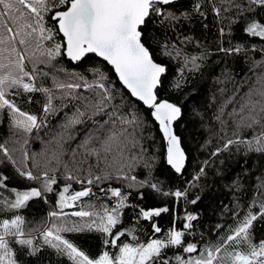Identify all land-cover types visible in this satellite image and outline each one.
Masks as SVG:
<instances>
[{"label": "trees", "instance_id": "16d2710c", "mask_svg": "<svg viewBox=\"0 0 264 264\" xmlns=\"http://www.w3.org/2000/svg\"><path fill=\"white\" fill-rule=\"evenodd\" d=\"M234 2L242 6L243 13L236 7L225 11L229 6L221 0H177L166 6L158 5L164 16L153 14L141 28L142 41L153 61L166 69L155 91L157 101H168L181 109L174 131L186 155V164L179 177L165 165L164 140L151 110L131 97L117 80L113 69L95 55L72 62L63 54L64 40L52 17L55 12L66 10L67 4L48 0L51 11L41 13L44 16L42 23L53 30V39L39 40V46L38 33L25 35L36 27L28 9L17 5L26 19L15 23L0 10V25L7 23L14 31L21 32L15 47L25 56L26 70L31 73L33 65L38 70L34 73V81L25 77V82L50 89L55 108L54 112L45 114V93H25L22 88L9 90L7 98L20 110L38 119L44 117L41 127L31 133L13 126V114L8 109L0 110V144L8 149V156L0 151V175L7 177L8 189H41L44 172L56 178L53 191L32 198L22 208L5 207L0 211V221L22 217L26 235L21 239L33 241L32 248H29L11 242L12 237L7 238L18 264H73L66 254L45 244L42 233L57 225L58 220L68 228L82 227L94 219L98 222L97 217L81 218L71 213L84 210L103 214L101 205L111 211L120 198L112 196L109 189L119 190L126 197L124 206L116 213L120 217L119 223L112 228L111 234L87 227L61 233L93 261L105 252L110 257L118 255L119 247L124 244L137 247L154 239L165 240L169 231L177 230L184 233L182 246L162 249L161 255L155 258L159 264L164 260L177 264V256L184 260L183 247L188 244H194L196 251L185 260L200 257L205 249L219 245L221 251L215 253L218 259L215 261L228 264L227 253L249 251L248 245L242 241L237 244L235 240L226 239L229 235L235 236L234 230L244 221L249 208L257 216L248 229L251 241L255 245L264 241V215L260 214V204L264 203V152L249 151L246 143L241 142L253 140L261 132V124H253L250 115L259 113L257 118L264 124V113H260L261 104H264V97L260 95L264 91V79H261L264 76V40L244 30L253 21L264 25V6L253 5L252 10L247 11V0ZM53 4L56 6L52 7ZM197 4L200 5L198 10ZM214 5L219 13L214 10ZM168 14L176 18L166 19ZM26 23L32 28L23 27ZM0 31H3L2 27ZM21 38L26 40L24 45L19 43ZM54 43L61 44L62 55L50 63H39L47 60V56L41 53ZM237 47L239 52L235 51ZM221 48L233 51L224 52ZM193 57L196 58L194 63ZM16 59L10 47L0 52V62L4 64ZM96 69L103 73V83L111 93V99L104 101L103 112L96 111L101 89H73V95L80 97L73 99L65 95L70 90L55 87L54 76L65 84L83 85L85 80L91 84L99 80ZM77 109L83 113L79 122L65 128L69 118L77 114ZM114 110L128 120L136 116L137 123L123 124L118 119L115 126L104 123L109 119L106 113ZM113 134L116 139L112 150L105 152L102 141ZM229 140L234 143L225 148ZM85 141L88 142L86 148L81 147ZM92 148L99 150L98 155L89 154ZM17 168L31 171L41 179L21 177ZM68 175L74 179H67ZM96 176L101 179L96 180ZM89 178L93 179L92 184H88ZM65 187L72 194L85 188L91 192L73 202L74 207L60 210L57 202ZM176 191L184 195L177 198L172 195ZM5 195L9 199L15 198L7 189L0 190V196ZM163 208L168 211L159 216L144 219L141 215L142 210ZM51 212L59 215L52 217ZM189 214L196 219L188 221ZM186 223L191 227L184 228ZM153 225L161 231L155 232ZM116 237V246L106 243Z\"/></svg>", "mask_w": 264, "mask_h": 264}, {"label": "snow or ice", "instance_id": "6c2138e0", "mask_svg": "<svg viewBox=\"0 0 264 264\" xmlns=\"http://www.w3.org/2000/svg\"><path fill=\"white\" fill-rule=\"evenodd\" d=\"M174 0H59L60 5L67 4L66 10L55 12L52 19L58 22L59 32L63 34L66 40V54L67 57L73 61H80L89 53H94L95 56L100 57L107 64L111 65L115 69L116 74L119 77L120 82L123 86L128 89L133 97L141 101L149 109H152L151 115L159 123L160 131L167 142V162L177 173H180L184 167L185 153L180 147V141L176 135L173 134L172 124L181 114V109L176 105L169 103L168 101H157V94L155 89L158 84L161 83V76L165 73L166 69L164 66L157 64L153 61L148 47L142 41L143 32L141 31V26L146 24V19L150 18L153 14L156 16H164V11L158 5H169L172 4ZM221 3L227 4L229 7L224 10L227 11L231 7H236L243 13L244 9L240 4L234 2V0H221ZM248 8L247 11L252 10V6H264V0H247ZM17 5L28 9L32 14V19L36 21V27L32 28L30 23H26L23 27L32 28V32L25 33L27 36H32L33 33L39 34V39L37 41L39 46V40H49L53 39V30L46 28L42 21L44 16L41 13H46L51 11L49 7L48 0H0V10L3 16L9 17L13 23L18 20L26 19L25 13ZM56 5L53 4L52 7ZM197 10L200 5L195 6ZM214 10L219 13V9H216L214 5ZM166 19H175L176 17L172 14H168ZM3 31H0V52L9 50L15 53L17 59L9 64H4L0 62V110L8 109L12 115V124L15 128L21 129L26 133H31L34 129H39L43 123L44 117L38 119L37 116L25 113L20 110L12 101L7 98L8 92L12 88H22L25 93L31 92H42L47 95V103L44 105L45 114L50 111H55L52 104V96L50 94V89L44 87H37L33 83H26L24 78L27 77L29 81H34L37 73V68L33 65L32 72L26 70L25 68V56L17 51L15 47L16 38L20 37V31H14L12 26L7 23L0 25ZM247 34L255 37H260L264 40V25L250 22L244 29ZM9 33L11 35H5ZM20 45H24L26 40L21 38L19 40ZM221 51L231 52L233 49L221 48ZM235 51L239 52L240 48L237 47ZM41 55H46L47 60L38 61L39 63H50L55 60L56 57L61 56V44L54 43L50 47H46ZM179 55V52H177ZM195 57H193V63L195 62ZM8 69V71H4ZM58 71H63V69H58ZM99 75V80L89 83L84 81L81 84L72 83H62L53 77L55 87L57 89H68L66 96L73 99H78L80 97L73 95L71 90L84 87L85 89L99 88L102 90L100 99L96 105V111L103 112L106 105L105 100L111 99V93L103 83L105 79L102 72L99 69L95 70ZM45 76L48 73H44ZM264 79V76L261 77ZM178 86V85H177ZM260 95L264 97V91L260 92ZM242 106V111L243 107ZM252 110H255V105L252 106ZM260 113H264V104H261ZM109 119L104 123H112L115 126V120L118 119L123 124H136L138 118L133 116L131 120L120 116L115 110L111 113H106ZM83 113L77 109V114L70 117L68 123L64 125L67 128L69 125L78 123L79 116ZM257 116H249L253 124H261V132L259 135L254 137L250 141H241L246 143L249 151L264 152V124L261 123V119ZM22 118V119H21ZM115 118V119H113ZM251 126V125H249ZM126 131L123 130L121 135ZM115 134L108 136L104 141H102V148L105 152H110L112 150V144L115 141ZM87 141L84 142L81 147L87 146ZM133 143H135L133 141ZM234 141L229 140L224 147L227 148ZM0 151L8 156V149L4 145L0 144ZM98 149L92 148L89 154H97ZM215 154V153H214ZM75 155V153H74ZM10 158V157H9ZM27 159V155H25ZM16 171L21 177H26L28 180H40V176H34L31 171L24 172L17 168ZM203 172V169H201ZM67 179H74L73 176L68 175ZM107 178V177H105ZM96 180H100V176L95 177ZM6 176L0 175V190L7 189L9 192L14 194V199H9L8 196H0V211L4 208L19 209L26 205V203L32 198H40L43 196L44 192L53 191L52 185L56 183V178L54 176L49 177L47 172L43 173V184L41 189L31 188L27 191H18L15 188L8 189L5 181ZM79 182V181H78ZM88 184L93 183V179H88ZM156 188V185H152ZM111 195L114 197H119V203L109 211L106 207L101 205L103 208V214L100 212H89V211H77L71 213L73 216L77 217H97L92 220L91 223H87L82 227L68 228L64 225H53L52 228L46 229L42 235L44 238V243L48 244L50 247L57 249L58 252L66 254L73 264H159L155 259L161 255L162 249L168 246H182V236L184 233L182 231L171 230L167 233L165 240L154 239L151 242L145 244H140L137 247L124 244L119 247V254L114 257H110L107 252H105L98 260L93 261L89 259L85 253L79 251L76 246L69 240L61 236L62 232L71 231H81L83 227H87L89 230L95 228L96 231L111 234V230L115 227L120 220L119 215L116 213L120 208L124 206V200L119 190L109 189ZM68 192V187H65L63 191L59 193V200L57 202L58 207L63 209L69 207L72 202L79 200L81 197H86L90 195L91 189L85 188L82 191L75 192L71 196H66ZM168 195V193H165ZM177 198L184 195L181 191H176L172 193ZM196 201H192L195 203ZM261 215H264V203L260 204ZM167 208L146 211L142 210L141 215L144 219H149L152 216H159L161 212H167ZM52 217H57L59 213L51 212L49 214ZM257 216L252 213L251 208H249L248 215L245 217L241 225L235 229V236L229 235L226 239L227 241L235 240L237 244L241 241L248 245L249 251L246 253L242 252H229L227 256L229 258L228 264H264V241H261L259 245H255L251 241L250 234L248 232L249 227L253 220ZM188 221H193L196 219L193 215H188L186 217ZM24 220L20 216H16L15 219L8 220L3 219L0 221V264H18L17 260L14 259L13 249L9 246L10 241L8 237L14 238L11 242L28 246L32 248L33 241L30 238L21 239L26 235L23 229ZM191 227L190 223H186L184 228L188 229ZM155 232H160V228L153 225ZM121 235L123 233H120ZM27 235L30 236V233ZM240 238V239H237ZM118 237L112 239L111 241H106V243H111L116 246ZM34 251H38L35 249ZM183 251L186 253H193L196 251V246L194 244H188L183 247ZM221 247L219 245L214 248L205 249L199 258H194L192 260H182L179 256L176 257L177 264H213L217 259L215 253H219ZM206 253V255H205ZM163 264H169L167 260L163 261Z\"/></svg>", "mask_w": 264, "mask_h": 264}, {"label": "water", "instance_id": "95a60500", "mask_svg": "<svg viewBox=\"0 0 264 264\" xmlns=\"http://www.w3.org/2000/svg\"><path fill=\"white\" fill-rule=\"evenodd\" d=\"M177 0H174V2H176ZM161 6H166V5H161ZM53 21H56V20H53ZM57 22V21H56ZM57 27H58V22H57ZM143 26H141V28H142ZM58 30H59V27H58ZM60 33V32H59ZM60 35L63 37V34L62 33H60ZM63 40H64V53H66V40H65V38L63 37ZM65 56H66V58L68 59V60H70L68 57H67V55L66 54H64ZM87 55H95L94 53H89V54H87ZM86 55V56H87ZM95 57H97V56H95ZM98 59H100V60H102L103 61V59L102 58H100V57H97ZM83 59V58H82ZM81 59V60H82ZM80 60V61H81ZM71 61V60H70ZM73 62V61H72ZM76 62H78V61H76ZM104 62H106V61H104ZM107 63V62H106ZM109 65V64H108ZM111 68H112V66L111 65H109ZM113 69V72H114V74L116 75V77H117V80L119 81V83L121 84V86L131 95V93L128 91V89H126L124 86H123V84L120 82V80H119V77H118V75L116 74V72H115V69L114 68H112ZM164 75V73L162 74V76ZM161 76V77H162ZM159 85L160 84H158L157 85V87H156V89L159 87ZM156 89L154 90V91H156ZM131 97L134 99V100H136V101H138V102H140L142 105H144L141 101H139V100H137L135 97H133L132 95H131ZM144 107L145 108H147V109H149L147 106H145L144 105ZM149 110H151V112H152V109H149ZM181 115V114H180ZM153 118V120L155 121V123L157 124V126H158V128H159V131H160V126H159V123L154 119V117H152ZM180 118V116L175 120V121H173V124H172V131H173V134L175 135V131H174V124H175V122L178 120ZM160 133H161V131H160ZM161 135H162V138H163V140H164V145H165V154H164V162H165V165L176 175V176H181V174H182V171H183V169H184V167H185V164H186V155H185V161H184V167L182 168V170H181V172L180 173H177L176 171H175V169H173L172 167H171V165H169L168 164V162H167V142H166V140L164 139V136H163V134L161 133ZM179 139V138H178ZM180 141V140H179ZM180 147H181V144H180ZM181 149H182V147H181ZM182 151H183V149H182ZM184 152V151H183ZM82 198V197H81ZM194 253V252H193ZM189 254H191V253H186V252H184V256H183V258H187L188 257V255Z\"/></svg>", "mask_w": 264, "mask_h": 264}, {"label": "rangeland", "instance_id": "374dc122", "mask_svg": "<svg viewBox=\"0 0 264 264\" xmlns=\"http://www.w3.org/2000/svg\"><path fill=\"white\" fill-rule=\"evenodd\" d=\"M74 194V193H73ZM72 193H70L69 192V189H68V192L65 194L66 196H71V195H73ZM71 207H74L73 206V202L71 203V205L69 206V207H65V208H63V209H61V208H59L60 210H64V209H68V208H71ZM57 225H61V223L59 222V220H58V223H57ZM196 258H199V257H196ZM184 260H185V258H184ZM218 260V259H217ZM223 259H221V261H222ZM185 261H187V260H185ZM213 264H218L216 261H214L213 262ZM220 264H225V263H222V262H220Z\"/></svg>", "mask_w": 264, "mask_h": 264}]
</instances>
